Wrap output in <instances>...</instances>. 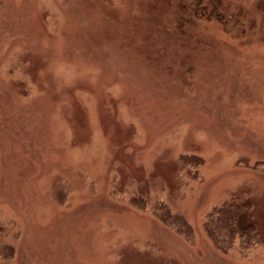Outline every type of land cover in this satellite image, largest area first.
Here are the masks:
<instances>
[{
  "label": "rangeland",
  "instance_id": "obj_1",
  "mask_svg": "<svg viewBox=\"0 0 264 264\" xmlns=\"http://www.w3.org/2000/svg\"><path fill=\"white\" fill-rule=\"evenodd\" d=\"M262 162L264 0H0V264H264L204 233Z\"/></svg>",
  "mask_w": 264,
  "mask_h": 264
},
{
  "label": "trees",
  "instance_id": "obj_2",
  "mask_svg": "<svg viewBox=\"0 0 264 264\" xmlns=\"http://www.w3.org/2000/svg\"><path fill=\"white\" fill-rule=\"evenodd\" d=\"M183 170L191 163L182 161ZM260 169L264 173V162L257 163L253 170ZM257 188L246 183L240 188L238 195L231 196L221 206L214 208L207 215L204 224V233L214 247L223 254L237 250L241 254H248L256 248L264 247V236L261 232L257 207L254 196ZM264 204V199H263ZM154 213L176 232L184 235L187 240L192 237L191 230L181 217L173 216L162 204L155 203Z\"/></svg>",
  "mask_w": 264,
  "mask_h": 264
}]
</instances>
